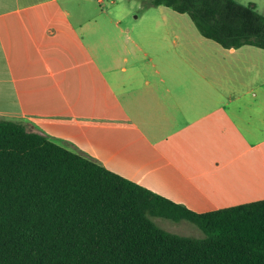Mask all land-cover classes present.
Here are the masks:
<instances>
[{"label":"crops","instance_id":"crops-1","mask_svg":"<svg viewBox=\"0 0 264 264\" xmlns=\"http://www.w3.org/2000/svg\"><path fill=\"white\" fill-rule=\"evenodd\" d=\"M100 2L0 0V117L196 213L264 199V90L240 47L182 13L121 27ZM99 19L110 53L88 39Z\"/></svg>","mask_w":264,"mask_h":264},{"label":"trees","instance_id":"trees-1","mask_svg":"<svg viewBox=\"0 0 264 264\" xmlns=\"http://www.w3.org/2000/svg\"><path fill=\"white\" fill-rule=\"evenodd\" d=\"M224 48L264 50V15L235 0H149ZM152 217L186 220L203 236ZM0 264H264V199L196 213L76 149L0 117Z\"/></svg>","mask_w":264,"mask_h":264},{"label":"rangeland","instance_id":"rangeland-1","mask_svg":"<svg viewBox=\"0 0 264 264\" xmlns=\"http://www.w3.org/2000/svg\"><path fill=\"white\" fill-rule=\"evenodd\" d=\"M94 5L96 4V0ZM242 4H250L254 9L264 15V0H235ZM100 7L103 10H108L110 16H124L121 22V27H130L133 29H142V26L147 23L139 20L140 16L159 15L161 13H170L177 15L178 13L170 8L164 6H154L149 3V0H101ZM164 10H160V9ZM187 22L195 31L194 26L188 16ZM137 16L138 20L135 21L134 17ZM144 30V29H143ZM196 32V31H195ZM197 33V32H196ZM200 37V36H199ZM89 42L95 51H99L102 47L108 53L117 48V40L115 37V28L112 27L107 20H100L92 27V35L88 37ZM168 44V43H167ZM166 44V45H167ZM236 61L244 62L251 65V70L247 71L252 79L253 87H262L264 90V50L253 46H242L236 52ZM242 73L243 70H238L237 73ZM240 73V74H241ZM152 220L159 227L181 235H189L194 237L203 236L202 231L195 225L186 220L171 221L162 217H152Z\"/></svg>","mask_w":264,"mask_h":264}]
</instances>
